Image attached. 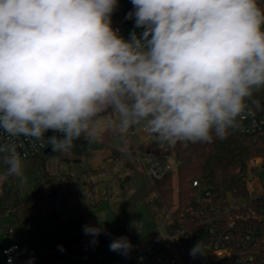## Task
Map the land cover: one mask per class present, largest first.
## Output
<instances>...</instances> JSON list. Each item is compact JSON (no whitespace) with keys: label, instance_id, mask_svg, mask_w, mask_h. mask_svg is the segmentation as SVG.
<instances>
[{"label":"clouds","instance_id":"clouds-1","mask_svg":"<svg viewBox=\"0 0 264 264\" xmlns=\"http://www.w3.org/2000/svg\"><path fill=\"white\" fill-rule=\"evenodd\" d=\"M117 3L0 0V185L27 183L21 136L63 153L107 132L127 150L138 127L161 143H210L261 109L259 0H131L126 19L143 31L128 39L112 26ZM132 247L127 237L109 245L125 256ZM190 254H203L200 242Z\"/></svg>","mask_w":264,"mask_h":264},{"label":"trees","instance_id":"trees-1","mask_svg":"<svg viewBox=\"0 0 264 264\" xmlns=\"http://www.w3.org/2000/svg\"><path fill=\"white\" fill-rule=\"evenodd\" d=\"M260 3L264 7V0H260ZM133 10L131 0H118L117 8L112 14V26L119 18ZM255 98L259 99L261 104L260 110L254 109L255 114L264 118V90L257 93ZM139 148L149 159L146 165L151 161L167 159L168 154L174 153L178 163L176 173L171 171L162 179L151 181L146 173V165L141 166V169L135 165L137 153L135 146L132 145L123 151L122 148L113 147L107 158L112 161V165L93 168L89 173L93 176L111 170L114 172V168L120 163L130 171L123 178H118L121 190L118 199L122 201L123 208H128L127 212L132 213V208L136 205L144 206L155 228L162 224L165 232H169L180 222L189 223L198 218L201 206L197 203L196 196L210 192V204L219 212L225 214L231 210L228 214L237 220H252V216L248 217L249 209L254 207L256 201L251 199L247 186L248 164L254 158L264 160V136L230 130L225 138L214 136L210 143L177 142L174 145L161 143L154 147ZM53 155L54 152L51 156ZM51 156L44 152L24 161L27 183L21 184L17 178H10L2 185L0 218H10L11 223L6 227L16 228L17 242L23 246L15 264H23L30 256H35L39 264H77L74 261L75 256L99 252L109 248L111 243L103 242L100 236L85 235L84 231L70 237H55L56 231L63 226L60 214L56 210L46 211L44 208L45 190L59 180L50 171ZM70 178L71 176H68L66 179ZM193 182H197L198 186H194ZM51 190L53 195L57 194L54 188ZM92 194L94 197L84 203L91 209L98 207L105 197L110 200L113 196L109 186L99 188L97 191L91 190ZM67 195L64 197L65 203L68 200ZM56 196L54 201L58 199ZM77 197H73L74 201ZM233 201H243L248 205L246 208L232 211ZM175 205H178V208L173 211ZM65 207L68 209L67 204ZM155 228L135 238L124 221L122 222L120 217H115V223L103 227L102 232H115L114 240L127 237L135 246L146 247L160 241L164 236ZM24 236L28 246L21 243ZM130 262L138 264L132 260Z\"/></svg>","mask_w":264,"mask_h":264},{"label":"built area","instance_id":"built-area-1","mask_svg":"<svg viewBox=\"0 0 264 264\" xmlns=\"http://www.w3.org/2000/svg\"><path fill=\"white\" fill-rule=\"evenodd\" d=\"M126 16L119 18L113 28L128 39L131 32L136 31L140 34L143 29L135 28L134 17L126 19ZM235 130L242 134L264 136V118L256 114L248 116ZM52 135L61 134L49 130L45 138ZM3 142H6V134L0 131V143ZM16 142L23 145L19 148L23 162L44 153L49 148L52 149L51 145L46 143L40 146V142H35L34 147V142L23 136L18 137ZM171 171V165L167 160H155L146 165V173L153 180H160ZM262 172L264 160L252 159L248 164L247 178L251 199L256 201L254 207L249 209L250 214L248 213L252 220H237L228 214L231 210L222 214L210 204V192L198 194L196 201L201 206L198 218L189 223L180 222L160 241L149 246L137 247L131 243L133 247L128 259L138 264H264V187L262 190L255 188V183L261 179L259 174ZM193 185L198 186V183L193 182ZM247 205L243 201H239V204L233 203L232 211L246 208ZM16 235L15 227L7 228L0 225V243L3 240L8 241L0 249V261H4L5 264H15L23 250V246L17 242ZM199 242L203 254L191 255V250ZM29 261L31 264H39L35 256L28 257L23 264H28Z\"/></svg>","mask_w":264,"mask_h":264},{"label":"rangeland","instance_id":"rangeland-1","mask_svg":"<svg viewBox=\"0 0 264 264\" xmlns=\"http://www.w3.org/2000/svg\"><path fill=\"white\" fill-rule=\"evenodd\" d=\"M104 118L109 120L113 119L114 116L108 112L104 114ZM126 141L127 147L132 145V139L129 134L126 137ZM113 147L123 148V143L116 139L112 133L107 132L97 143L89 144L82 137L75 142V147L70 152H54V155L49 158L50 171L59 180L51 187L56 190L57 196L53 195L50 187L45 190L46 202H44V208L46 211L56 210L60 214L63 226L56 231V238L77 235L83 232L85 226L101 228L110 226L115 223V217H120V220L122 222L124 221L135 238L140 237L145 232L153 231V228H155L152 219L150 220L149 212L144 206L136 205L132 208L133 212L129 213V211L127 212L128 208H123L122 201H119L118 198L121 190L118 178H123L126 174L130 173L122 163L116 165L114 172L111 170L109 172L107 171V173H96L90 176L89 173L93 168L97 169L101 166L109 167L112 165V161L107 158ZM135 151L137 153L135 165L141 169V166L145 167L149 159L139 147H135ZM167 156L168 158L163 160L169 161L172 172L176 173L178 163L175 154L172 153ZM68 176H71L72 179L67 180L66 178ZM259 176L264 184V172L259 174ZM148 178L151 181H155L149 176ZM106 186L110 187L113 195L110 200L105 197L104 201L93 209L88 204H84L87 201L89 202L90 198L92 199L94 197L93 194L91 195V190L97 191L99 188L104 189ZM1 193L2 188L0 185V195ZM65 194H68L66 196V200L68 199L66 201L67 203L64 202ZM55 196L58 198L56 201H54ZM75 196H78V202H76L77 200L74 201L73 197ZM69 198L71 199L69 200ZM233 203L239 204L238 201H233ZM66 204L68 209L65 207ZM177 208L178 205H175L173 211ZM10 223V218H0L1 226H7ZM155 229L163 235L167 233L162 224ZM21 243L28 246V241L25 236ZM1 248L2 246H0ZM128 258L129 253L125 256L118 252L110 251L109 248H105L99 252L77 255L74 257V261L77 264H132ZM0 264L5 263L1 261Z\"/></svg>","mask_w":264,"mask_h":264},{"label":"crops","instance_id":"crops-1","mask_svg":"<svg viewBox=\"0 0 264 264\" xmlns=\"http://www.w3.org/2000/svg\"><path fill=\"white\" fill-rule=\"evenodd\" d=\"M129 135L131 136V139H132V146H135V147H140V146L154 147V146H158L161 144V142L159 140H157L156 137L148 135L139 127L130 131ZM263 185L264 184L262 183L261 179L257 180L255 183V188L257 190H262V187H264ZM1 188H2V185H1ZM7 243H8L7 240H3L0 243V246L3 247Z\"/></svg>","mask_w":264,"mask_h":264},{"label":"water","instance_id":"water-1","mask_svg":"<svg viewBox=\"0 0 264 264\" xmlns=\"http://www.w3.org/2000/svg\"><path fill=\"white\" fill-rule=\"evenodd\" d=\"M45 154L51 156L53 154V150L49 148L45 151ZM99 236L103 242L108 243L114 240L115 232H102Z\"/></svg>","mask_w":264,"mask_h":264}]
</instances>
